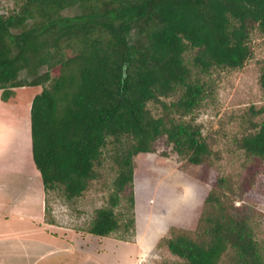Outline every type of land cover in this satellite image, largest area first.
Segmentation results:
<instances>
[{
	"label": "trees",
	"instance_id": "1",
	"mask_svg": "<svg viewBox=\"0 0 264 264\" xmlns=\"http://www.w3.org/2000/svg\"><path fill=\"white\" fill-rule=\"evenodd\" d=\"M254 29L264 33V0H20L0 12L2 99L14 87L43 86L31 105V137L46 194L62 187L67 199L81 196L112 140L119 169L111 206L97 209L88 232L122 227L120 195L135 230V157L166 137L191 163L205 161L209 144L187 117L211 92L205 76L252 56ZM260 85L264 92V63ZM238 143L264 160V119ZM228 183L222 176L208 193L198 238L172 229L166 239L184 264H220L229 253L233 264H264L255 211L234 204Z\"/></svg>",
	"mask_w": 264,
	"mask_h": 264
},
{
	"label": "rangeland",
	"instance_id": "2",
	"mask_svg": "<svg viewBox=\"0 0 264 264\" xmlns=\"http://www.w3.org/2000/svg\"><path fill=\"white\" fill-rule=\"evenodd\" d=\"M19 1L0 0V12L11 11ZM250 44L252 56L242 68H217L205 76L211 92L187 117L199 124L209 144L211 153L204 162L191 163L173 149L166 137L155 143V152L135 157V230L126 226L130 218L129 204L120 195V203L114 209L122 227L109 236L148 241L149 247L141 256L140 264L186 262L169 250L166 239L172 235V229L198 238L197 228L205 210V199L222 176L228 179L234 204L248 205L255 211L256 234L264 245V160L246 153L238 143L244 135L255 131L264 119V92L260 85L264 33L254 29ZM42 89V85L14 87L7 100L2 99L4 89H0V163H5L3 168L9 173L5 178L12 184L14 195L23 199L33 189L30 176L37 173V167L32 149L26 148L28 142L20 136L22 129L30 130L32 101ZM149 106L154 114L162 113L160 104L150 103ZM117 151L118 147L110 140L96 166L97 177L89 182L81 196L67 199L62 187L48 190L45 221L83 235L87 233L97 209L111 206L113 182L119 169L115 163ZM24 158L31 161L26 163ZM1 199L10 200L9 197ZM54 230L62 232L59 227ZM102 238L100 236V240ZM125 248L139 252L135 245H125ZM233 258L231 253L225 254L220 264H233ZM111 262L116 264V258H111Z\"/></svg>",
	"mask_w": 264,
	"mask_h": 264
},
{
	"label": "crops",
	"instance_id": "3",
	"mask_svg": "<svg viewBox=\"0 0 264 264\" xmlns=\"http://www.w3.org/2000/svg\"><path fill=\"white\" fill-rule=\"evenodd\" d=\"M29 128L28 132L22 129L20 137L28 142L26 148L32 149ZM28 160L31 161L24 158L26 163ZM4 164L0 163V264H114L111 258H116V264H140L141 256L149 247L148 241L113 236H103L100 240V236L90 232L83 235L47 223V194L40 171L36 168L37 173L30 176L33 189L23 199L14 195L12 184L5 178L9 173ZM7 197L8 202L1 199ZM57 227L62 232L55 231ZM125 245H135L139 252L127 250Z\"/></svg>",
	"mask_w": 264,
	"mask_h": 264
}]
</instances>
